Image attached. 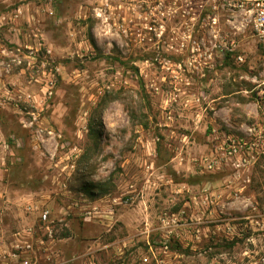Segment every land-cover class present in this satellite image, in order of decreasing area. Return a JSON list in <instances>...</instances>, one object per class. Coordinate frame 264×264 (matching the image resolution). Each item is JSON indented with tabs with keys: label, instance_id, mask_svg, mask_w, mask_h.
<instances>
[{
	"label": "rangeland",
	"instance_id": "374dc122",
	"mask_svg": "<svg viewBox=\"0 0 264 264\" xmlns=\"http://www.w3.org/2000/svg\"><path fill=\"white\" fill-rule=\"evenodd\" d=\"M154 1L0 0V264H264V153L241 176L196 163L215 137L264 133V51L239 15ZM3 84L36 103L16 111ZM181 211L199 238L165 252L158 217Z\"/></svg>",
	"mask_w": 264,
	"mask_h": 264
},
{
	"label": "built area",
	"instance_id": "2783aa9c",
	"mask_svg": "<svg viewBox=\"0 0 264 264\" xmlns=\"http://www.w3.org/2000/svg\"><path fill=\"white\" fill-rule=\"evenodd\" d=\"M178 1L180 0H155V3H152L157 5L168 4L177 8ZM182 6L190 10L199 11L197 15L194 14L192 20H199L203 11L206 9L213 10L214 16L209 19L213 25H216L219 21L217 12H225L231 19H234V17L239 15L242 23H244L246 27H249L253 37H255L264 51V0H183L182 5L179 7ZM16 14H18V11ZM15 17L17 16L15 15ZM231 19H228L227 22L229 23ZM0 20L5 19L1 16ZM4 72L6 75H9L11 67L7 66L4 69ZM42 86V96L44 98L50 97L54 87L53 81L48 79ZM2 88L4 90V97L10 104H12L16 111H19L20 102L30 105L36 103V97L26 91L9 90L5 87V84L2 85ZM211 141L212 148L210 149L209 154L203 156L198 161L196 160V163H199V167L209 174H219L230 170L235 176H241L249 171L250 167L257 160L259 154L264 153V133L257 131L253 127H248L240 136L223 135L221 139L215 137ZM3 148L6 152L9 150V146L5 143ZM64 148L65 147L61 145V149ZM64 150L65 152L59 160V165L62 170L72 172L75 170L78 150L76 146L73 145ZM5 166V159L4 157H1L0 170L5 168ZM202 170L201 172L203 173ZM112 202L113 204L126 205L128 200L124 199L123 202L122 199L114 198ZM28 210L30 211L31 207H28ZM110 211L109 214L113 213V210ZM183 215V211L177 214L164 212L158 217L159 230L162 238L160 243L163 247L162 250L165 252L169 247V243H182V240L184 239V236L181 234L182 231L185 233V236L195 239L199 238V231L191 228L190 225H186L182 219ZM79 216L82 217L83 222L87 223H96L102 218L97 206L94 204L87 206L83 211H80ZM37 221L38 229L42 231L45 236L52 239L53 220L51 219L50 211H40ZM31 233V229L26 231L28 237L31 236ZM13 249L15 250L13 254L14 257L20 259L21 253L28 254L32 251V246L28 241L20 242V240H17L13 245ZM20 250H22V252ZM162 262L163 261L160 259L159 263ZM22 264H30V261L28 258H23Z\"/></svg>",
	"mask_w": 264,
	"mask_h": 264
},
{
	"label": "crops",
	"instance_id": "0c3cea01",
	"mask_svg": "<svg viewBox=\"0 0 264 264\" xmlns=\"http://www.w3.org/2000/svg\"><path fill=\"white\" fill-rule=\"evenodd\" d=\"M78 131V130H77ZM81 133H80V131H78L77 132V135H80ZM65 152V151H64ZM64 152H62L61 154L63 155V153ZM178 157H179V155H177ZM176 159H177V157H176ZM188 158L185 156V157H183V158H180V160H184V161H186Z\"/></svg>",
	"mask_w": 264,
	"mask_h": 264
}]
</instances>
